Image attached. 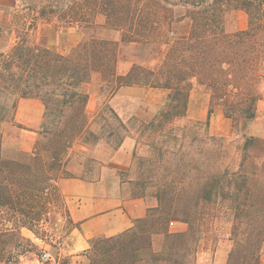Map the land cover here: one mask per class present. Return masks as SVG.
Segmentation results:
<instances>
[{"label":"trees","instance_id":"1","mask_svg":"<svg viewBox=\"0 0 264 264\" xmlns=\"http://www.w3.org/2000/svg\"><path fill=\"white\" fill-rule=\"evenodd\" d=\"M87 1L92 16L105 21H88L81 12L76 19L78 5L65 11L70 26L85 23L81 40L66 54L33 40L32 24L0 23V125L12 120L19 98L44 105L31 152L2 155L0 130V205L30 203L37 191H48L62 201L71 231L75 225L56 186L69 175L71 145L105 141L116 148L130 132L108 101L89 118L86 86L110 87L107 97L126 86L160 89L157 111L128 121L145 147L143 154L134 147L136 176L129 189L155 204L131 228L91 239L88 264H197L198 253L210 251L212 261L220 244L229 248L225 264H261L264 137L246 128L264 95V0ZM8 2L4 6L19 5ZM237 9L247 13V27L228 32L225 22ZM107 29L120 31L121 42L158 48L118 73V41L106 37ZM193 83L209 94L206 117L180 122ZM215 106L230 119L235 140L209 131ZM171 222L186 228L173 231ZM23 226L39 236L30 224Z\"/></svg>","mask_w":264,"mask_h":264},{"label":"crops","instance_id":"2","mask_svg":"<svg viewBox=\"0 0 264 264\" xmlns=\"http://www.w3.org/2000/svg\"><path fill=\"white\" fill-rule=\"evenodd\" d=\"M17 7L18 5H0V23H10L13 19L12 13L17 12ZM71 26L73 27L68 37L71 42L46 46L62 54L69 52L83 36L78 27ZM129 67L127 64L123 72ZM124 89L137 87H121L117 92ZM87 105L90 110L95 108L92 101ZM43 112L44 105L38 98L18 99L9 126L1 128L2 155L11 157L17 151H32L39 136ZM134 147L132 136L125 137L116 148L105 141L87 144L76 141L71 145L65 164L69 175L56 181L69 218L75 225L69 232L71 243L66 249L60 241L57 242L58 251H64L69 264H88L87 250L91 239L111 237L131 228L137 220L145 217L148 206L155 204L154 199L149 201L144 196H133L128 187L129 183L124 180V175L132 163ZM185 228L186 225L182 222L170 223L173 231H183ZM16 229L20 230L21 236L31 245L41 247L42 253L46 252L48 257L43 259L38 255L34 256L28 249H22L18 243H9L5 249L0 250V264H59L60 252L58 257L52 256L45 246L43 248L39 245L42 239L27 227L20 225L17 228L10 221L0 222V234L11 233ZM228 249L226 244H220L212 261L208 259V252L202 251L197 255V264H225Z\"/></svg>","mask_w":264,"mask_h":264},{"label":"rangeland","instance_id":"3","mask_svg":"<svg viewBox=\"0 0 264 264\" xmlns=\"http://www.w3.org/2000/svg\"><path fill=\"white\" fill-rule=\"evenodd\" d=\"M8 3V0H0V5L2 6ZM74 5L80 6V8L77 9L78 14L74 15L76 19H81L79 15L81 12L80 14H83L84 19H88V21L98 24L104 23V16H92V5L90 1L88 2L87 0H19L17 12L12 13V20L16 21V28H22L32 24L31 37L37 43H42L44 45L49 44L51 46H56L57 43H69L71 41H69L68 37L71 34L70 30L73 26H69L68 18H63L62 15L67 10L72 9L75 11L76 8ZM247 22V13L242 9H237L225 22V28L228 32H234L241 30V28L245 29L247 27ZM73 25L78 27L83 33V26H85V23L80 22L79 24ZM104 33L106 37L118 41V73L123 72L125 66H127V64L131 65L133 60L140 61L142 58L143 60L147 59L152 52L158 48L157 43L121 42L120 31L107 29ZM86 87L90 92L88 101L95 103V108L92 110H90L89 105H87L86 111L88 112L87 115L89 118L93 119L95 115L94 112L102 101H108L117 115L128 127H130V132L127 136H132L134 138V144L138 146V152L143 154L145 147L136 143L138 135L135 133V130L131 128V124L128 123V121L132 116L141 117L145 112H156L157 107L162 102L164 92L160 89H145L132 86L137 87V89H124L120 92H117V90L111 97H107L110 87L108 90L105 88L100 90L99 85L94 81L90 82ZM208 95L204 87L193 83L187 101L186 115L180 122L193 120L203 121L206 117V111L209 105V99H207ZM9 122H11V120L2 122L0 130L2 127L4 128V126L5 128L8 127ZM209 131L214 135L223 136L227 141H233L237 138V135L232 132L230 119L224 116L219 106L214 107V111L209 120ZM246 131L248 134L264 137V95L257 101L256 116L247 124ZM121 135L122 132L114 137L113 142ZM135 176V169L130 166V169L124 175V180L129 182V180L133 179ZM147 191H149V189H147ZM34 197V200H30V203L23 200L14 207L10 205H0L6 206L5 208H0V222L10 221L17 228L24 223L30 224L34 230H36L37 235H39L38 237L42 239L41 241H43H40L39 245L43 248L45 246L52 256L56 257L60 252L59 264H69L68 256L64 254L63 250L58 251L57 249L58 241L64 245L65 249L69 243H71V237L69 235L71 226L67 222L62 201L57 199L56 196L48 194V191L46 193L37 191ZM148 200L150 201L153 199L148 197ZM9 243H18L22 249H28L34 256L38 255L41 257V247L38 245H31L28 240H25L21 236L20 230L18 229L11 233L0 234V250L5 249ZM260 257L261 264H264V243L261 248ZM208 259L209 261L211 260L210 251L208 253Z\"/></svg>","mask_w":264,"mask_h":264},{"label":"built area","instance_id":"4","mask_svg":"<svg viewBox=\"0 0 264 264\" xmlns=\"http://www.w3.org/2000/svg\"><path fill=\"white\" fill-rule=\"evenodd\" d=\"M48 257V255H47V253L46 252H43L42 254H41V258H47Z\"/></svg>","mask_w":264,"mask_h":264}]
</instances>
